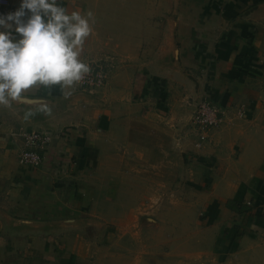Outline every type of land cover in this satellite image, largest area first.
Masks as SVG:
<instances>
[{
  "label": "crops",
  "instance_id": "crops-1",
  "mask_svg": "<svg viewBox=\"0 0 264 264\" xmlns=\"http://www.w3.org/2000/svg\"><path fill=\"white\" fill-rule=\"evenodd\" d=\"M57 2L68 13L94 14L79 59L102 65L107 77L90 91L75 83L67 89L70 95L59 85H36L20 100L0 105L11 119L0 122V264H42L52 251L80 260L129 241L137 213H145L140 204L158 190L151 169L159 171L169 149L160 142L159 127L136 126L152 120L179 145V160L188 165L182 172L201 202L217 210L223 200L253 204L243 214L226 205L216 220L236 214V235L242 231L247 237L242 241L251 244L242 250L250 253L245 263L259 264L264 254V241L257 237L264 231V0ZM9 3L15 12L22 0ZM205 97L223 105L226 114L197 148L187 124L194 104ZM29 130L54 135L36 168L18 160L22 132ZM172 208L150 229L171 236L177 224ZM213 219L206 212L196 218L207 238L215 233ZM178 227L189 235L190 227ZM115 233L124 238L115 239ZM144 241L135 249L143 252ZM139 255L133 253L137 259L131 264H140ZM106 256L89 264H124L112 250Z\"/></svg>",
  "mask_w": 264,
  "mask_h": 264
},
{
  "label": "rangeland",
  "instance_id": "rangeland-1",
  "mask_svg": "<svg viewBox=\"0 0 264 264\" xmlns=\"http://www.w3.org/2000/svg\"><path fill=\"white\" fill-rule=\"evenodd\" d=\"M107 53L111 54L108 56L114 55L112 52ZM199 100H197L196 103ZM196 103L194 104V108ZM0 112H2V115H0V122L3 120L4 122L11 120L9 119L10 115L7 108L0 107ZM190 119L187 128L189 127L191 132L188 128V136L192 137V145L198 148L196 144L197 138L191 129ZM152 121L138 122L136 126L139 128L141 125H144V129L148 131L155 130L157 129L156 127H159L160 142L162 145L169 147V149L167 148L168 153L165 154V157L161 161L159 171L151 169L150 174H153L154 181H159L158 190L155 191L156 196L150 199L148 198L144 203L140 204L145 213H137L139 215V222L137 223V221H135L136 224L134 227L136 229H134L132 238L129 236L130 240L127 241V239H125V243H121L117 249L112 246L110 249L105 248L98 251L96 250V254L91 252V255L80 258V260L68 253L61 254L52 251L50 252V258L43 257L41 259V261H43L42 264H56L57 262H66L65 264H89L95 256L96 258L107 257L106 254L110 250H112L114 256L117 255L124 264H131L132 259L136 260V256L132 255L137 251L140 254L137 263L140 262V264H237L239 261H241V264H246L245 261L250 259V253H247L249 251L242 252V250L248 249L251 244H249L248 241H242L243 235H236V224L234 223V216H236V214H232L229 218L224 217L221 220H219V218L216 220L220 213V209H226L228 202L224 200L219 202L218 205L220 209L217 210L216 207L214 208L212 206V203H208V205L200 201L199 191L193 187L192 182L188 180L186 175L182 172L188 165L179 160V145L175 146V141H173L174 143L172 142V138L166 127L162 124H160V126H155L156 123H154V121L152 123ZM209 134L201 143L202 145L200 144L201 146H199V148H202L204 143L209 140ZM171 165H174L175 168L173 167V170L170 171L169 168ZM211 169L215 170V167ZM213 188L214 183H209L208 189L212 190ZM245 204L253 208V204L250 201L245 202ZM169 207H175L176 211L174 214L176 215L177 213V224H175V229L171 236L164 235L165 233L162 232L163 229H150V227L156 223L157 220L155 219L158 217L163 218V220L167 219L165 217L168 215ZM205 212L214 218L211 224L215 229V233L208 236V238L206 237V230L196 225L197 215H200V213L205 214ZM260 213L263 212L261 211ZM261 219L263 220L262 225L264 228V213ZM157 222L159 223V221ZM138 224H141L142 227L148 226V229H137ZM182 224L190 227V229H188V236L186 233L182 232V229H179L178 225ZM238 226L240 227L241 225ZM138 230H140L139 233H137ZM141 232H143V235H141ZM114 237L115 239L124 238L123 234L118 235L117 233L114 234ZM142 237L145 238L143 252L140 249H135V247H139ZM257 237L263 242L264 231L263 233H259ZM200 238L203 239V244H201ZM246 238L247 237L243 240H246ZM241 242L244 243L242 244ZM110 246L111 244L108 247ZM241 252L242 254L240 256L239 253ZM258 262L259 264H264V254L261 255Z\"/></svg>",
  "mask_w": 264,
  "mask_h": 264
},
{
  "label": "clouds",
  "instance_id": "clouds-1",
  "mask_svg": "<svg viewBox=\"0 0 264 264\" xmlns=\"http://www.w3.org/2000/svg\"><path fill=\"white\" fill-rule=\"evenodd\" d=\"M94 22L91 11L68 13L57 0H22L0 16V105L36 85H59L70 95L67 89L90 71L79 57Z\"/></svg>",
  "mask_w": 264,
  "mask_h": 264
},
{
  "label": "built area",
  "instance_id": "built-area-1",
  "mask_svg": "<svg viewBox=\"0 0 264 264\" xmlns=\"http://www.w3.org/2000/svg\"><path fill=\"white\" fill-rule=\"evenodd\" d=\"M13 13V8L9 0H0V16H7ZM90 71L83 76V79L76 82L82 90H94L101 88L106 80V69L91 60L84 61ZM239 115H243L244 106L238 109ZM225 107L212 99L205 97L200 99L193 110L190 119L191 129L196 135L197 146L208 137L209 132L220 126L225 119ZM24 148L18 152L19 163L36 168L43 162V151L54 138L48 130H29L23 131Z\"/></svg>",
  "mask_w": 264,
  "mask_h": 264
},
{
  "label": "trees",
  "instance_id": "trees-1",
  "mask_svg": "<svg viewBox=\"0 0 264 264\" xmlns=\"http://www.w3.org/2000/svg\"><path fill=\"white\" fill-rule=\"evenodd\" d=\"M227 206L230 208V209H233V210H235V211H237V212H239V213H242L243 214V212H245V210L246 209H248L247 208V206L245 205H241V204H235V203H233V202H228L227 203ZM205 222H206V218L205 217H202V218H200V223L202 224V225H204L205 224ZM242 233V231H238L237 232V235H240Z\"/></svg>",
  "mask_w": 264,
  "mask_h": 264
}]
</instances>
